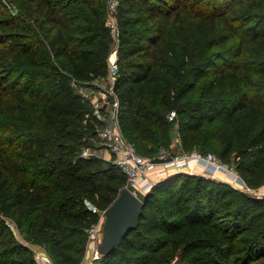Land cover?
<instances>
[{
	"label": "trees",
	"instance_id": "16d2710c",
	"mask_svg": "<svg viewBox=\"0 0 264 264\" xmlns=\"http://www.w3.org/2000/svg\"><path fill=\"white\" fill-rule=\"evenodd\" d=\"M0 2V264H80L89 231L127 187L83 156L104 119L76 83L110 75L107 0ZM118 125L143 157L215 150L248 188L264 185V0H118ZM176 116L170 119L171 113ZM167 150V158H160ZM139 227L94 264H251L264 258V197L173 173L149 190Z\"/></svg>",
	"mask_w": 264,
	"mask_h": 264
},
{
	"label": "rangeland",
	"instance_id": "374dc122",
	"mask_svg": "<svg viewBox=\"0 0 264 264\" xmlns=\"http://www.w3.org/2000/svg\"><path fill=\"white\" fill-rule=\"evenodd\" d=\"M0 2L3 3V5L10 10L13 14H17V8L16 6L11 3V0H0ZM115 16L111 10H108L107 13V21L113 22L115 21ZM118 53H117V35L113 33V43H112V51L111 55L109 57V66H110V75L109 77L105 79H98L91 83H76L73 81V86L77 93L81 94L89 104V108L93 115H95L99 119H104L106 121L107 126L115 127L116 126V98L113 91V84L116 77V71L113 69V65L117 63ZM117 65V64H116ZM180 139L179 134L177 132V129L174 130V145H173V151L176 155H182V151L180 149ZM104 150L105 152L111 154L110 157L108 156V161L114 163V157L112 155V152L108 145L106 144V141L100 137V135L96 136L95 138L91 139L90 137L87 138L86 143L82 147V155L83 156H90V155H97L100 154V150ZM187 154H198L203 159L209 154H212L215 158V160L222 165V168H217L216 171H212L209 169V166L211 163L207 162L206 160H201L200 165H196V168L194 171L190 172L187 169L182 170H176L175 173L179 172H187L194 175H200L205 176L208 178H213L221 182H225L232 186L233 188L237 190H243L250 195L256 196V197H264V185L257 189L253 190L247 187L243 179L241 178L240 174L238 173L237 169L235 168V165H228L225 164L219 157L218 153L213 150L209 149L207 154H202L199 150L194 151L192 153ZM175 155V156H176ZM104 157V156H103ZM102 157V158H103ZM161 165H156L152 169H155L156 167H160ZM162 167V166H161ZM151 169V170H152ZM163 169V167H162ZM150 170V171H151ZM157 173L150 174L148 173L149 178L152 180L155 178ZM171 175V174H170ZM169 176V175H168ZM162 180V179H161ZM160 181V180H159ZM156 181L153 183V185L150 187V189L156 184ZM149 189V190H150ZM149 190L147 192H149ZM139 197H143L146 193H140L135 192ZM104 222V214L100 215V222L97 225V230L94 233L89 232L88 236V246H87V252L84 260L80 264H94L95 263V252L97 249V246L101 242L102 239V225ZM8 223L13 224V222L8 221ZM15 230V236L17 238V241L25 246H27L31 252L32 255L36 261L37 264H53L51 259L46 253L45 247L41 245H34L29 242H27L24 238V235L22 232L18 229H16L15 225L13 224L11 226ZM168 264H183L181 257L177 256L174 260L169 262ZM251 264H264V258L255 261Z\"/></svg>",
	"mask_w": 264,
	"mask_h": 264
},
{
	"label": "built area",
	"instance_id": "2783aa9c",
	"mask_svg": "<svg viewBox=\"0 0 264 264\" xmlns=\"http://www.w3.org/2000/svg\"><path fill=\"white\" fill-rule=\"evenodd\" d=\"M107 1L109 4V10H111L115 16L118 0ZM107 24L111 27L113 33L116 34V19L114 23L107 21ZM113 69L115 71L117 70L116 64L113 65ZM112 93L114 94L113 91ZM116 106H118L117 102ZM175 116L176 112L173 111L170 115V119L175 118ZM100 137L106 141V144L110 148L114 157V164L126 175L127 187L134 192L146 193L153 185L155 180L159 181L165 178L171 169H187L188 171L192 172L195 170L196 165L200 163L201 160H206L216 169L222 168V165L215 160L212 154H209L202 159L198 154L183 153L182 155H176L172 157L168 161L156 164L152 162V160L140 155L135 147L126 140L117 120L115 127L107 126L101 130ZM168 155V151L163 150L161 152L160 158H167ZM156 165H161L163 169L157 172V176L151 180L148 176V172ZM93 211L100 215L105 214V211L101 212L96 208L93 209ZM12 225L13 224L9 223V226ZM97 225H95L89 232L94 233L97 230Z\"/></svg>",
	"mask_w": 264,
	"mask_h": 264
},
{
	"label": "water",
	"instance_id": "95a60500",
	"mask_svg": "<svg viewBox=\"0 0 264 264\" xmlns=\"http://www.w3.org/2000/svg\"><path fill=\"white\" fill-rule=\"evenodd\" d=\"M144 208L145 199L128 187L121 190L117 199L105 211L102 239L97 246L95 259L114 252L123 243L127 234L139 227Z\"/></svg>",
	"mask_w": 264,
	"mask_h": 264
},
{
	"label": "crops",
	"instance_id": "0c3cea01",
	"mask_svg": "<svg viewBox=\"0 0 264 264\" xmlns=\"http://www.w3.org/2000/svg\"><path fill=\"white\" fill-rule=\"evenodd\" d=\"M116 120H117V109H116ZM180 143V142H179ZM174 145V144H173ZM110 155L111 154H109L108 153V150H107V152H105L103 149L102 150H100V154H97V156H99V157H103L104 159H108V156L110 157ZM202 163V162H201ZM200 163V164H201ZM200 164H197V166L198 165H200ZM209 169L210 170H212V171H216L217 172V170H215L216 168L214 167V166H212L211 164H210V166H209ZM162 170V167L160 166V167H156L155 169H152L151 171L149 170V175L151 174H154V173H157V172H159V171H161ZM176 172V170H174V169H171L170 171H169V174L168 175H170V174H173V173H175ZM167 175V176H168ZM166 176V177H167Z\"/></svg>",
	"mask_w": 264,
	"mask_h": 264
}]
</instances>
